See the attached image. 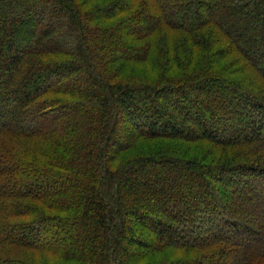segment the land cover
<instances>
[{"label":"trees","instance_id":"1","mask_svg":"<svg viewBox=\"0 0 264 264\" xmlns=\"http://www.w3.org/2000/svg\"><path fill=\"white\" fill-rule=\"evenodd\" d=\"M0 264H264V0H0Z\"/></svg>","mask_w":264,"mask_h":264},{"label":"rangeland","instance_id":"2","mask_svg":"<svg viewBox=\"0 0 264 264\" xmlns=\"http://www.w3.org/2000/svg\"><path fill=\"white\" fill-rule=\"evenodd\" d=\"M174 38L178 39V36L167 37L168 41L174 40ZM150 74V70L144 64L141 63L127 65V68L125 70V76L129 75L143 78L147 76V78H149L148 75L150 76ZM124 136L125 134L121 136V138L125 143L126 140L128 141V139L125 140ZM129 142H131V140H129ZM195 146V143L193 144L190 141H185L182 139L155 138L150 140L139 138L132 140L131 145L128 146V148L119 155V158L130 159L136 156L153 153H177L178 155H183L186 158H191L196 155L201 156L203 153L206 152V148L200 149L198 148V145L197 148ZM128 227L138 232L141 239L145 242H149L153 239V234L148 228L140 227L139 225H136L133 221L129 222ZM136 252H139V250H137Z\"/></svg>","mask_w":264,"mask_h":264}]
</instances>
